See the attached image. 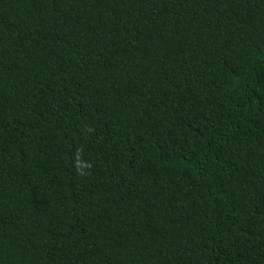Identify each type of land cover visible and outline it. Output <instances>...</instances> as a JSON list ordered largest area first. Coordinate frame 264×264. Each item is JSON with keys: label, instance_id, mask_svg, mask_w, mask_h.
Returning <instances> with one entry per match:
<instances>
[{"label": "trees", "instance_id": "obj_1", "mask_svg": "<svg viewBox=\"0 0 264 264\" xmlns=\"http://www.w3.org/2000/svg\"><path fill=\"white\" fill-rule=\"evenodd\" d=\"M0 264H264V0H0Z\"/></svg>", "mask_w": 264, "mask_h": 264}]
</instances>
